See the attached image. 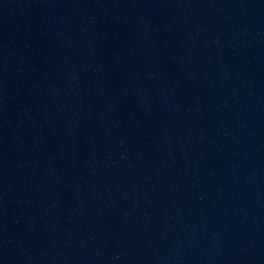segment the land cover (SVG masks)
Returning <instances> with one entry per match:
<instances>
[{
  "label": "water",
  "instance_id": "obj_1",
  "mask_svg": "<svg viewBox=\"0 0 264 264\" xmlns=\"http://www.w3.org/2000/svg\"><path fill=\"white\" fill-rule=\"evenodd\" d=\"M0 264H264V0H0Z\"/></svg>",
  "mask_w": 264,
  "mask_h": 264
}]
</instances>
